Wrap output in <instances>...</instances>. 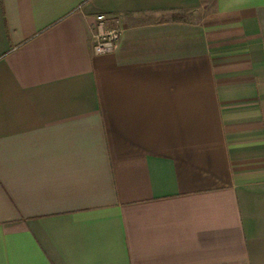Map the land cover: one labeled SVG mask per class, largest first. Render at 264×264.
<instances>
[{
    "label": "crops",
    "instance_id": "1",
    "mask_svg": "<svg viewBox=\"0 0 264 264\" xmlns=\"http://www.w3.org/2000/svg\"><path fill=\"white\" fill-rule=\"evenodd\" d=\"M0 264H264V0H0Z\"/></svg>",
    "mask_w": 264,
    "mask_h": 264
},
{
    "label": "built area",
    "instance_id": "2",
    "mask_svg": "<svg viewBox=\"0 0 264 264\" xmlns=\"http://www.w3.org/2000/svg\"><path fill=\"white\" fill-rule=\"evenodd\" d=\"M96 31L92 36V50L96 54L113 52L121 39L122 29L118 17H108L104 13L96 15ZM111 25L108 26V23Z\"/></svg>",
    "mask_w": 264,
    "mask_h": 264
}]
</instances>
